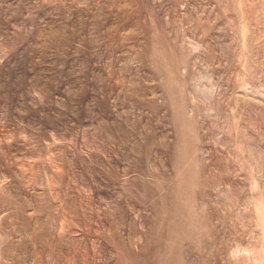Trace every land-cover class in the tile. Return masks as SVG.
Instances as JSON below:
<instances>
[{"label": "rangeland", "instance_id": "obj_1", "mask_svg": "<svg viewBox=\"0 0 264 264\" xmlns=\"http://www.w3.org/2000/svg\"><path fill=\"white\" fill-rule=\"evenodd\" d=\"M264 0H0V264H264Z\"/></svg>", "mask_w": 264, "mask_h": 264}, {"label": "bare ground", "instance_id": "obj_2", "mask_svg": "<svg viewBox=\"0 0 264 264\" xmlns=\"http://www.w3.org/2000/svg\"><path fill=\"white\" fill-rule=\"evenodd\" d=\"M264 211V210H263Z\"/></svg>", "mask_w": 264, "mask_h": 264}]
</instances>
